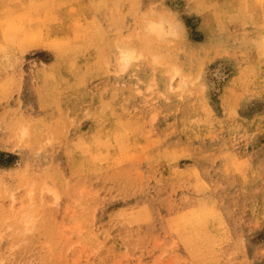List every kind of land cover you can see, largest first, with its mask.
<instances>
[{"label": "rangeland", "instance_id": "1", "mask_svg": "<svg viewBox=\"0 0 264 264\" xmlns=\"http://www.w3.org/2000/svg\"><path fill=\"white\" fill-rule=\"evenodd\" d=\"M227 1L0 0V261L264 264V0Z\"/></svg>", "mask_w": 264, "mask_h": 264}, {"label": "bare ground", "instance_id": "2", "mask_svg": "<svg viewBox=\"0 0 264 264\" xmlns=\"http://www.w3.org/2000/svg\"><path fill=\"white\" fill-rule=\"evenodd\" d=\"M5 1V3L7 2V0H4ZM43 1V0H42ZM52 1V0H51ZM226 1V0H225ZM229 1V0H228ZM228 1H227V3H228ZM260 1V0H259ZM263 1V0H262ZM63 2V1H62ZM214 2V1H213ZM4 3V4H5ZM210 3V2H209ZM254 3V2H253ZM262 3V2H261ZM260 3V5H262ZM7 4V3H6ZM64 4V3H63ZM69 4V3H68ZM241 5L243 4V3H240ZM259 4V3H258ZM257 4V5H258ZM207 5V4H206ZM227 5V4H226ZM248 5H250V3L248 4ZM228 6V5H227ZM226 6V7H227ZM237 6H239V5H237ZM236 6V7H237ZM252 6H254V5H252ZM251 6V7H252ZM263 6V5H262ZM12 8V7H11ZM219 8V7H218ZM222 8H224V7H222ZM240 8V7H239ZM69 9V8H68ZM212 9V8H211ZM257 9V8H256ZM223 10V9H222ZM245 10V9H244ZM263 10V9H262ZM68 11H70V10H68ZM220 11V10H219ZM242 11H243V9H242ZM249 11V10H248ZM252 11V10H251ZM206 12V11H205ZM208 12H209V10H208ZM227 12V11H226ZM225 12V13H226ZM232 12V11H231ZM263 12V11H262ZM61 13V12H60ZM209 13H211V12H209ZM219 13V12H218ZM222 13V12H221ZM203 16H204V14L203 13H201ZM227 14H228V12H227ZM235 14V13H234ZM239 14V13H238ZM237 14V15H238ZM250 14H252V13H250ZM53 15V14H52ZM65 15V14H64ZM213 15V14H212ZM236 15V16H237ZM248 15H249V13H248ZM45 16H47V15H45ZM56 17H57V15H55ZM61 16H63V15H61ZM228 16V15H227ZM251 16V15H250ZM50 17H51V19H52V16L50 15ZM60 17V16H59ZM65 17V16H64ZM221 17V16H220ZM224 16H222V18H223ZM235 17V16H234ZM35 18H37V16L35 17ZM53 18H54V15H53ZM119 18V17H118ZM217 18V17H216ZM215 18V19H216ZM27 19V18H26ZM57 19V18H56ZM72 19V18H71ZM74 19H75V17H74ZM84 19H85V16H84ZM87 19V18H86ZM44 20H46V18L44 19ZM54 20V19H53ZM53 20H51V21H53ZM61 21H62V19H60ZM65 20V19H64ZM236 20V19H235ZM264 20V19H263ZM31 21H33V20H31ZM35 21V20H34ZM36 21H38V20H36ZM57 21H58V19H57ZM203 21H206V20H204L203 19ZM209 21V20H208ZM219 21V20H218ZM227 21V20H226ZM262 21V20H261ZM28 22V21H27ZM76 22V21H75ZM159 23H160V21H158ZM222 22H224V21H222ZM19 23V22H18ZM33 23V22H32ZM36 23V22H35ZM35 23H33V24H35ZM40 23V22H39ZM60 23V22H59ZM85 23H86V25H87V22L85 21ZM90 23V22H89ZM164 23V22H163ZM162 23V24H163ZM203 23V22H202ZM237 23V22H236ZM23 24V23H22ZM61 24V23H60ZM83 24V23H82ZM213 24V23H212ZM261 24V23H260ZM264 24V23H263ZM25 25V22H24V24H23V27H25L24 26ZM51 25V24H50ZM73 25H74V23H73ZM234 25V24H233ZM32 26V25H31ZM37 26H38V24H37ZM36 26V27H37ZM55 26V25H54ZM76 27H78L77 25H75ZM80 26H81V24H80ZM89 26V25H88ZM170 26V25H169ZM208 26H210V25H208ZM261 26V25H260ZM62 27H64V26H62ZM61 27V28H62ZM238 27V26H237ZM32 28V27H31ZM79 28V27H78ZM77 28V29H78ZM87 28V27H86ZM170 27H168L167 29H169ZM260 28V27H259ZM153 29V31L155 32V33H157L158 34V37H163L167 32H166V29H165V27L163 26V25H158L157 27L155 26V27H153L152 28ZM173 29V28H172ZM73 30V29H72ZM78 30H80V28L78 29ZM32 31V30H31ZM168 31V30H167ZM172 31V30H171ZM212 31H213V29H212ZM28 32V31H27ZM43 32V31H42ZM53 32V31H52ZM35 33V32H34ZM57 33V32H56ZM86 33V32H85ZM88 33V32H87ZM168 33H170V31L168 32ZM17 34V33H16ZM63 34V33H62ZM68 34V33H67ZM176 34V33H175ZM32 35V34H31ZM54 35V34H53ZM150 35H151V33H150ZM25 36H26V34H25ZM56 36V35H55ZM65 36V35H64ZM149 36V35H148ZM165 36H168V35H165ZM76 37H77V35H76ZM76 37H74V39L76 38ZM170 37V36H169ZM25 39H26V37H25ZM78 39V38H77ZM260 39H261V37H260ZM24 40V39H23ZM43 40H44V38H43ZM46 40H47V36H46ZM67 40V39H66ZM73 40V39H72ZM79 40V39H78ZM168 40H169V38H168ZM168 40H167V42H168ZM59 41H60V39H59ZM69 42H71L70 40H69ZM164 42H166V40L164 41ZM2 43V42H1ZM58 43V42H57ZM63 43H64V41H63ZM73 43H74V41H73ZM78 43V42H77ZM161 43V42H160ZM54 44V43H53ZM70 44H72V43H70ZM70 47V46H69ZM68 47V48H69ZM72 47V46H71ZM80 47V46H79ZM19 48V47H18ZM16 49V48H15ZM55 49V48H54ZM124 49V48H123ZM81 50V49H80ZM17 51V50H16ZM79 51V50H78ZM121 51V50H120ZM134 51V50H133ZM9 52H10V50H9ZM73 53H74V51H73ZM59 54H62V53H59ZM82 54V53H81ZM121 54V53H120ZM159 54V53H158ZM13 55V54H12ZM79 55V54H78ZM8 56H9V54H8ZM57 56H58V54H57ZM78 57H80V56H78ZM262 57H264V55L262 56ZM58 58V57H57ZM73 58V57H72ZM75 58V57H74ZM2 59H4V57L2 58ZM136 59V57H135V54H134V52H131L130 50L129 51H123L122 52V56H121V63H123L124 65H128L130 62H132L133 60H135ZM1 60V59H0ZM14 60V59H13ZM66 60V59H65ZM83 60V59H82ZM15 62V61H14ZM60 62V61H59ZM258 62V61H257ZM17 63H18V61H17ZM75 63V62H74ZM66 64V63H65ZM64 64V65H65ZM76 64V63H75ZM17 65V64H16ZM69 66V65H68ZM71 66V65H70ZM74 68H75V65H72ZM72 66H71V68H72ZM86 66V65H85ZM174 66V65H173ZM7 67V66H6ZM11 67V66H10ZM17 67V66H16ZM76 67H78V66H76ZM58 68V67H57ZM61 68V67H60ZM68 68V67H67ZM66 68V69H67ZM254 68V67H253ZM78 69V68H77ZM57 70V69H56ZM261 70V69H260ZM263 70V69H262ZM58 71V70H57ZM69 71V70H68ZM254 71V70H253ZM59 73H60V71H58ZM180 72V71H179ZM259 72V71H258ZM68 73V72H67ZM71 73V72H70ZM73 73V72H72ZM255 74V73H254ZM259 74V73H258ZM56 75V74H55ZM256 75V74H255ZM62 76V75H61ZM62 78V77H61ZM254 78H255V76H254ZM262 78V77H261ZM56 79V78H55ZM151 83H153V82H151ZM179 83V82H178ZM185 83V82H184ZM187 84V83H186ZM262 85V84H261ZM87 86V85H86ZM203 86H204V84H203ZM88 87V86H87ZM137 87V86H136ZM172 87V86H171ZM253 87V86H252ZM264 87V86H263ZM153 88V87H152ZM255 88H256V86H255ZM261 88H262V86H261ZM84 89H86V88H84ZM263 89V88H262ZM262 89H260V90H262ZM126 90V89H125ZM133 91V90H132ZM122 93H123V91H122ZM128 93V92H127ZM263 93V92H262ZM130 94V93H129ZM117 96H118V94H117ZM124 96V95H123ZM164 97V96H163ZM86 98V97H85ZM181 98V97H180ZM127 102H128V100H126ZM132 102V101H131ZM130 102V103H131ZM129 103V102H128ZM195 103H197V101H195ZM121 104V103H120ZM135 104V103H134ZM188 104V103H187ZM190 104V103H189ZM202 104V103H201ZM127 105V104H126ZM133 105V104H132ZM185 105V104H184ZM194 106V105H193ZM192 106V107H193ZM197 106V105H196ZM196 106H195V108H196ZM190 107V106H189ZM124 108V107H123ZM126 108V107H125ZM211 108V107H210ZM121 109V108H120ZM185 109V108H184ZM183 109V110H184ZM204 109H206V108H204ZM186 110V109H185ZM187 110H188V108H187ZM129 111V110H128ZM182 111V110H181ZM190 111V110H189ZM210 111H212V109L210 110ZM191 112V111H190ZM213 112V111H212ZM194 113V112H193ZM192 113V114H193ZM196 113V115H199V114H197V112H195ZM186 114V113H185ZM189 114V113H188ZM202 114V113H201ZM120 115V114H119ZM195 115V116H196ZM117 116V115H116ZM126 116V115H125ZM190 116V115H189ZM223 116V115H222ZM154 117H156V116H154ZM214 117V116H213ZM188 118H190V117H188ZM219 118V117H218ZM227 118H229V117H227ZM116 119V118H115ZM122 119V118H121ZM129 119V118H128ZM127 119V120H128ZM180 119V118H179ZM213 119V118H212ZM217 119V118H216ZM221 119H223V118H221ZM244 119V118H243ZM126 120V119H125ZM220 120V119H219ZM224 120V119H223ZM123 121V120H122ZM184 121V120H183ZM183 121H182V124H183ZM219 122V121H218ZM121 123V122H120ZM124 123H126V122H124ZM189 123V122H188ZM209 123V122H208ZM211 123V122H210ZM223 123V122H222ZM221 123V124H222ZM110 124V123H109ZM115 124V123H114ZM118 124V123H117ZM122 124V123H121ZM128 124V123H127ZM107 125V124H106ZM208 125H210V124H208ZM218 125V124H217ZM116 126V125H115ZM120 126V125H119ZM205 126V125H204ZM213 126V125H212ZM113 127V126H112ZM123 127V126H122ZM127 127V126H126ZM136 128H137V126H135ZM144 127V126H143ZM185 127V126H184ZM197 127V126H196ZM211 127V126H210ZM26 128V127H25ZM225 128V127H224ZM239 128V127H238ZM96 129V128H95ZM107 129L108 128H106V130H105V132H108L107 131ZM114 129V128H113ZM120 129H122L121 127H119V130ZM138 129V128H137ZM221 129V128H220ZM229 129V128H228ZM101 130V129H100ZM116 130V129H115ZM119 130H116V132L117 131H119ZM123 130V129H122ZM125 130V129H124ZM124 130H123V132H124ZM182 130V129H181ZM184 130V129H183ZM236 130V129H235ZM110 131V130H109ZM126 131H127V129H126ZM134 131V130H133ZM138 131V130H137ZM141 131V130H140ZM197 131V130H196ZM209 131V130H208ZM102 132V131H101ZM120 132V131H119ZM118 132V133H119ZM210 132V131H209ZM220 132V131H219ZM103 133V132H102ZM111 132H109L108 134H110ZM115 133V132H114ZM185 133V132H184ZM195 133V132H194ZM203 133H205V132H203ZM217 133V132H216ZM223 133V132H222ZM232 133V132H231ZM94 134H96V133H94ZM119 134H121V133H119ZM124 134H126V133H124ZM150 134V133H149ZM200 134H202L201 132H200ZM230 134V133H229ZM104 135V134H103ZM189 135V134H188ZM206 135V134H205ZM204 135V136H205ZM86 136V135H85ZM97 136V135H96ZM125 136V135H124ZM126 136H127V134H126ZM125 136V137H126ZM138 136H141V135H138ZM187 136V135H186ZM195 136H196V133H195ZM197 136H199V135H197ZM103 137V136H102ZM105 137H106V134H105ZM104 137V138H105ZM124 137V138H125ZM129 137V136H128ZM134 137V136H133ZM145 137V136H144ZM207 137V136H206ZM205 137V138H206ZM98 138V137H97ZM100 138V137H99ZM196 138V137H195ZM200 138H201V136H200ZM245 138V137H244ZM87 139V138H86ZM95 139V138H94ZM126 139V138H125ZM130 139V138H129ZM138 139V138H137ZM101 140V139H100ZM128 140V139H127ZM182 140H184V139H182ZM199 140V139H198ZM201 140H203V139H201ZM103 140H101V142H102ZM108 141H110V140H108ZM123 143L124 142H126V141H124L123 139L121 140ZM137 141V140H136ZM93 142V141H92ZM91 142V143H92ZM103 142H106V139L103 141ZM119 142V141H118ZM193 142V141H192ZM109 143V142H108ZM137 143V142H136ZM139 143V142H138ZM146 143V142H145ZM40 144V143H39ZM89 144V143H88ZM118 144V143H117ZM116 144V145H117ZM113 145V144H112ZM119 145V144H118ZM133 145V144H132ZM143 145V144H142ZM146 145V144H145ZM145 145H143L142 147H144ZM119 146H124V144H122V145H119ZM131 147V146H130ZM129 147V148H130ZM135 147V146H134ZM88 148V147H87ZM89 148H90V146H89ZM98 148V147H97ZM124 148H126V147H123L122 149H124ZM138 148V147H137ZM145 148V147H144ZM75 149V148H74ZM86 149V148H85ZM100 149H101V147H100ZM99 149V150H100ZM118 149V148H117ZM127 149H128V147H127ZM78 150H80L79 148H78ZM111 150V149H110ZM113 150H115V149H113ZM125 150V149H124ZM129 150V149H128ZM134 150H136L135 148H134ZM77 151V150H76ZM75 151V152H76ZM98 151V150H97ZM144 151V150H143ZM142 152V151H141ZM145 152H146V150H145ZM91 152H89V153H87V154H90ZM118 153H119V151H118ZM122 153V152H121ZM143 155H144V153H142ZM115 155V154H114ZM121 155V154H120ZM83 156V155H82ZM110 156V155H109ZM117 156V155H116ZM106 157H108V156H106ZM76 158V157H75ZM89 158V157H88ZM88 158H87V160H88ZM84 159V158H83ZM92 159H94V158H92ZM108 159V158H107ZM124 159V158H123ZM122 159V160H123ZM136 159V158H135ZM78 160V159H77ZM90 160V159H89ZM70 161H71V158H70ZM84 161V160H83ZM85 161H86V159H85ZM94 161V160H93ZM112 161V160H111ZM96 162V161H95ZM94 162V163H95ZM115 162V161H114ZM120 162V161H119ZM126 162V161H125ZM72 163V162H71ZM99 163V162H98ZM104 163V162H103ZM121 163V162H120ZM128 163V162H127ZM82 164V163H81ZM86 164V163H85ZM92 164V163H91ZM105 164V163H104ZM116 164V163H115ZM71 165V164H70ZM96 165V164H95ZM101 165L102 164H100V166L99 167H101ZM106 165V164H105ZM118 165H122V164H118ZM94 166V165H93ZM111 166H117V165H114V163L111 165ZM72 167H73V165H72ZM76 167V166H75ZM98 167V168H99ZM105 167V166H104ZM107 167V166H106ZM77 168V167H76ZM75 168V169H76ZM81 168H83L84 169V167H81ZM115 168V167H114ZM175 168V167H174ZM178 168V167H177ZM88 169V168H87ZM91 169V168H90ZM105 169V168H104ZM109 170H110V168H108ZM98 170V169H97ZM80 171V170H79ZM84 171V170H83ZM104 171V170H103ZM105 171H107V170H105ZM172 171V170H171ZM94 172V171H93ZM117 172V171H116ZM192 172V171H191ZM91 173V172H90ZM101 173V172H100ZM154 173V172H153ZM166 173V172H165ZM113 174V173H112ZM158 174V173H157ZM193 174V173H192ZM76 175V174H75ZM88 175V174H87ZM164 175V174H163ZM167 175V174H166ZM196 175V174H195ZM102 176V175H101ZM112 176V175H111ZM179 177H180V174L178 175ZM192 176H194V175H192ZM180 179V178H179ZM181 179H182V177H181ZM97 182V181H96ZM263 182V181H262ZM106 183V182H105ZM198 183H200V182H198ZM243 184V183H242ZM245 184V183H244ZM260 184V183H259ZM206 185V184H205ZM216 185H217V183H216ZM264 185V184H263ZM223 187V186H222ZM257 188H259V187H257ZM138 189V188H137ZM136 189V190H137ZM246 190V189H245ZM215 191H216V189H215ZM243 191V190H242ZM253 191V190H252ZM207 192V191H206ZM244 192V191H243ZM247 192V191H246ZM203 194V193H202ZM243 194V193H242ZM204 195V194H203ZM259 195V194H258ZM251 196H252V194H251ZM248 197V196H247ZM203 198V197H202ZM250 198V197H249ZM210 200V199H209ZM211 201H212V199H211ZM253 202V201H252ZM263 202V201H262ZM208 203V202H207ZM206 203V205H209L210 203H208L207 204ZM212 203H213V201H212ZM256 203V202H255ZM218 205V204H217ZM244 205V204H243ZM211 206V205H210ZM214 206V205H213ZM259 207V206H258ZM212 208V207H211ZM210 208V209H211ZM214 208V207H213ZM219 209V208H218ZM235 209V208H234ZM248 209V208H247ZM207 210H209V209H207ZM215 210H217L216 208H215ZM211 211V210H210ZM263 211H264V209H263ZM148 212V211H147ZM189 212H191V211H189ZM206 212V211H205ZM205 212H203V213H205ZM212 212V211H211ZM203 213H200V214H203ZM220 213V212H219ZM149 214V213H148ZM195 214V213H194ZM197 214V213H196ZM198 214H199V212H198ZM197 214V215H198ZM206 214V213H205ZM209 214H211V213H209ZM190 217H189V219H194V218H191V216H192V214L190 213V215H189ZM194 216V215H193ZM198 216H201V215H198ZM264 217V216H263ZM128 218V217H127ZM150 218V217H149ZM199 218V217H198ZM201 218V217H200ZM204 217H202V219H203ZM262 218V217H261ZM188 219V220H189ZM151 220V219H150ZM187 220V224L189 223V225H190V221H188ZM192 221V220H191ZM193 222H195V221H193ZM225 222V221H224ZM185 223V222H184ZM196 223H197V221H196ZM195 223V224H196ZM199 223V222H198ZM187 224H186V226H187ZM205 224H207V223H205ZM213 224V223H212ZM220 224H221V222H220ZM226 224V223H225ZM185 225V224H184ZM199 225V224H198ZM217 226H219V225H217ZM179 227V226H178ZM181 227H183V225L181 226ZM196 227V226H195ZM226 228H227V226H225ZM224 227V228H225ZM180 228V227H179ZM201 228H203V227H201ZM183 230H184V228H182ZM204 229V228H203ZM202 229V230H203ZM197 230H199V229H197ZM205 230V229H204ZM204 230H203V232H204ZM180 231V230H179ZM182 232V231H181ZM198 232V231H197ZM196 232V233H197ZM180 233V232H179ZM184 233H185V231H184ZM188 233H190V232H188ZM201 233V232H200ZM186 234V233H185ZM202 235H204V234H202ZM225 235V234H224ZM182 236V235H181ZM200 236H201V234H200ZM207 236V235H206ZM212 237H213V235H211ZM215 236V235H214ZM216 237V236H215ZM181 238V237H180ZM209 238L210 237H208L207 238V240H209ZM220 238V240H221V237H219ZM186 239V238H185ZM213 239V238H212ZM200 240H201V238H200ZM204 240V239H203ZM213 240H215V238L213 239ZM188 241V240H187ZM199 241V240H198ZM210 241V240H209ZM219 241V240H218ZM222 241V240H221ZM212 242V241H211ZM210 242V243H211ZM220 242V241H219ZM191 243V242H190ZM190 243H189V246H190ZM199 243V242H198ZM214 243L215 242H213V245H214ZM192 244V243H191ZM203 244H205V242L203 243ZM219 244V243H218ZM221 244V243H220ZM197 245V244H196ZM206 245V244H205ZM209 245V244H208ZM211 245V244H210ZM188 246V247H189ZM201 247H202V245H200ZM204 246V245H203ZM187 247V246H186ZM187 247V248H188ZM195 248H196V246H195ZM206 248V247H205ZM208 248H212V247H208ZM214 248V247H213ZM185 249V248H184ZM191 249V248H190ZM207 249V248H206ZM205 249V250H206ZM198 250H199V248H198ZM211 250V249H210ZM203 251V250H202ZM193 252H194V250H193ZM196 252V251H195ZM197 252H199V251H197ZM188 254H189V252H188ZM196 254H198V253H196ZM214 254V253H213ZM212 254V255H213ZM205 255V257H206V254H204ZM215 255V254H214ZM196 256V255H195ZM208 256V255H207ZM198 258V257H197ZM215 259V258H214ZM200 262V261H199Z\"/></svg>", "mask_w": 264, "mask_h": 264}, {"label": "clouds", "instance_id": "3", "mask_svg": "<svg viewBox=\"0 0 264 264\" xmlns=\"http://www.w3.org/2000/svg\"><path fill=\"white\" fill-rule=\"evenodd\" d=\"M164 23L166 24V26L167 25H170L173 29H178L179 28V24L175 20L168 19V20H165ZM176 38H179V32L178 31L176 32ZM255 256L257 258H264V247L258 248L256 250V252H255ZM0 264H4V262L3 261H0ZM250 264H254V261L251 260L250 261Z\"/></svg>", "mask_w": 264, "mask_h": 264}]
</instances>
